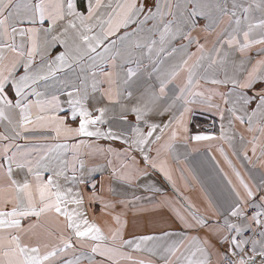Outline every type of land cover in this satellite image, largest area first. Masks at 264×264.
Here are the masks:
<instances>
[{"label": "snow or ice", "instance_id": "obj_1", "mask_svg": "<svg viewBox=\"0 0 264 264\" xmlns=\"http://www.w3.org/2000/svg\"><path fill=\"white\" fill-rule=\"evenodd\" d=\"M81 7L86 8V13L78 10V6L73 0H40V3L30 4L24 0H0V36L11 40L0 49V122L7 121V125L11 128L13 135L0 134V140L9 141L0 147V159L6 164H0V171L7 177L8 183L0 184V264H80L82 259L89 261V264H97L94 259L95 255L105 257L112 264H119L121 259L132 260L133 258L123 252L121 249L124 246L134 247L136 250H144L156 254L158 247H163V252L166 255L162 256L165 264H211V255L213 252L220 257L218 264H264V177L261 182L254 186H249L240 173L228 161L232 167L240 185L243 188V194L232 185L231 180L227 183L232 185L230 195H234V199L229 200L224 198L222 203L213 206L209 202V207L212 209L216 219L209 221L203 215L192 210V205H188L191 220L181 216V223L185 228H208L209 235L203 239L200 237H184L178 241H173L166 247L158 245L155 242L164 240L179 233L165 232L163 236L144 235L132 239H123V227L120 215L114 216L117 227H109L108 235L95 223L87 219L86 213L82 210L84 198L79 192H74L73 188L62 187L58 180L53 176H48L43 179L40 168L41 161L33 162L24 154L19 152L20 145L15 144L17 139H49L48 136H25L24 132L29 131V125L44 129H50L54 133L56 139L60 137H95L107 140H120L124 145L123 154H128L135 149L139 151L143 157L144 164L151 166L153 169H159L161 173L172 181L170 170L166 166V162L158 160L161 155V149L172 151L174 143L179 139L195 140V141H211L220 139L232 147L233 135L226 132L223 124H221L219 137L214 134H197L187 136L189 129L185 121V113L189 111L184 108V111L179 116H172L167 124L161 127L158 124L149 122V115L157 108L159 97L152 92L141 93L136 99V102L129 107L126 104H120L121 114L120 121L127 125V129L114 131L109 127L106 131L101 130L99 125L107 123L105 114L109 109L105 107L98 108L99 115H93L82 102L81 99H70L71 120L77 121L78 126L72 127L65 123L67 117L56 115H42L40 113L56 110L53 105L56 102V97L51 101H42L39 97L42 95L38 92L37 86L41 81H48L50 78H56L57 74L62 70L72 68L73 65L82 66L85 58L88 60H103L107 57L113 62L116 56L122 54L118 51L116 56H111L109 53L117 45V40H111L105 44L110 36L116 34L120 28H128L135 24L136 28L131 32L126 31L122 36L118 37L121 44L124 41H131L130 47L125 50L123 56L125 59H131L136 50L147 49L148 53H152L153 49L159 45L158 51H165V45L177 36L178 33L191 42L190 33H182L177 25L176 14L173 12L174 7H178L164 0L161 4L160 0H154L149 5L148 0H143L137 4L135 0L132 2L117 4L113 7L111 3H104V0H87L86 4H81ZM212 7L209 4H198L192 8L188 16V20L198 15H205L204 9ZM222 12L223 15H228L227 8H221L220 5L215 6ZM235 8L236 5L234 4ZM257 7L264 8V0ZM155 9V11H153ZM199 9V11H198ZM245 13L250 11L249 8H244ZM39 16L41 23L47 18L51 22L52 27L44 29L43 42L40 40V30L37 28L18 29L16 24L28 20L35 22L36 16ZM171 16L173 19H166ZM232 17L236 16L233 11ZM247 19V17H245ZM220 18L212 21L213 24H218ZM152 21V27L147 28L148 22ZM194 24L195 22L192 21ZM174 25H177L174 27ZM236 27L230 32L227 29L218 33L216 41L212 49L205 52L204 45L198 44V52L200 56L197 62L188 69L187 83L180 89L178 100L186 99L185 93L188 95H203V93H192L194 69L202 66L201 62L208 61V69H225L229 63V57L235 52L241 54V59L236 67L240 71H246L244 66L246 63V53L254 45H264V20L258 25L248 24L247 30L241 27V19L235 20ZM259 27L262 32L259 39L253 35V29ZM98 29L97 31H93ZM19 32L21 37L27 36L29 47H25L24 43L16 44L15 36ZM141 33H146L141 36ZM242 33L243 39H240ZM158 35V40L155 38ZM61 45L64 47L63 52L55 56H51L49 50ZM103 46V51L97 49ZM183 47V46H182ZM227 48V50H225ZM5 51L11 53L10 56L5 55ZM172 52L177 49L173 48ZM264 52V49L261 50ZM95 54V55H93ZM142 54V52H141ZM39 56L40 62L36 65V57ZM185 65L187 61L184 62ZM235 64V61H232ZM23 68L22 73L18 70ZM208 69H205L207 71ZM178 73L171 72L168 75L169 79H174ZM109 77L112 73H107ZM135 75L132 69H128V76ZM164 80H161L160 92H164ZM258 82H264V60H258L251 67L250 71H246V75L240 78L236 73L228 76L225 72V79H213L214 84H232V90L228 96H235L232 100V106L227 109L231 116L240 122L247 123L248 131H255L254 119L260 117L261 123L257 126L261 135H264V87L256 88ZM127 83V80H125ZM95 88V85H93ZM250 90L252 92L249 95ZM77 91H79L77 89ZM110 101L120 103L122 92L119 89L115 91L109 90L107 93ZM222 96L224 94H221ZM30 96H36L35 101L30 100ZM72 96V93H69ZM128 97H132V93H128ZM256 101V107L248 112V106ZM225 104L229 103L228 99L224 100ZM37 108L38 114L33 119V108ZM218 108L219 106L216 105ZM18 110L19 119H15V113ZM131 112L135 115V123L128 120L127 113ZM241 113V114H238ZM221 120L224 119L223 112L220 114ZM231 124V121H229ZM143 124V127L141 126ZM147 128V131H144ZM160 129V135H156L153 139V134L157 129ZM166 129H170L168 140L165 141L159 148L156 149V158L149 155L152 151V144L159 142L164 135ZM7 131V129H6ZM130 133V134H129ZM243 143L244 137H240ZM84 140L74 145L56 143L48 145L49 151L54 149L79 148L85 144ZM253 155L257 149V138L253 137L252 141ZM16 147L18 151H11ZM261 154L264 155V145H261ZM98 151L120 155L112 147L106 150L98 148ZM223 154V149H220ZM19 156V158H18ZM245 159L247 157L245 152ZM133 163L131 166L124 165L121 170L113 169L112 175L116 180L122 182L127 187H132L134 182H138L141 177L148 175L146 168L141 169L135 160L131 157ZM227 160V157L225 156ZM110 163V162H109ZM13 164L17 169L27 168L28 173L34 177V181L24 179L19 182L13 179ZM83 168V162H81ZM222 171V170H221ZM64 175L63 170L55 171L54 176L60 177ZM225 178L227 174L225 173ZM67 179V177H65ZM76 179L75 176L72 178ZM81 183H87L86 180H81ZM146 192L159 193L160 189L154 185L144 184L138 185ZM173 186L174 182H173ZM92 195L90 200L101 199L97 197L95 183L91 184ZM113 195H117L114 189H109ZM258 197V198H257ZM135 199H142L135 197ZM153 207L159 208L167 203L157 202L154 196L146 197ZM103 209L115 208V203L105 202L101 200ZM121 204L126 201L119 200ZM75 205L69 208L68 205ZM11 205L9 209L7 206ZM250 213V214H249ZM63 217V225L57 231H52L41 223L42 218ZM32 218H35L32 221ZM222 219V222H221ZM30 221L27 226H24L23 221ZM185 240L188 244L185 245ZM215 240L220 248L213 244ZM148 242H153L152 247H147ZM190 255L184 256L181 253V247H184ZM87 249V251H84ZM71 253L72 258H66ZM79 253V254H77ZM177 253H180L178 256ZM199 254V256L197 255ZM172 257H175L173 261ZM183 257V260H182ZM133 264H152L151 261L135 260Z\"/></svg>", "mask_w": 264, "mask_h": 264}, {"label": "crops", "instance_id": "obj_2", "mask_svg": "<svg viewBox=\"0 0 264 264\" xmlns=\"http://www.w3.org/2000/svg\"><path fill=\"white\" fill-rule=\"evenodd\" d=\"M24 2L34 5L40 3V0H24ZM73 2L77 4L79 11L87 14L86 8L81 7V4H86L87 0H73ZM128 2H132V0H104V3H111L113 7H116L117 4ZM142 2L143 0H135L137 4ZM153 2L154 0H148L149 5ZM160 2L163 4L164 0H160ZM168 2L178 6L173 8V12L176 14L177 25L180 27L182 33H190L191 42L178 33L169 44L165 45V51H158L159 45L150 54L147 49L136 50L129 60L124 58L123 53L130 47L131 41L126 40L121 44L118 37L122 36L126 31L131 32L136 28V25L132 24L128 28H120L115 35L110 36L105 41V44H107L111 40H117L116 47L112 49L109 55L116 56L118 51L122 55L116 56L114 62L107 57L103 60L97 59L95 61L85 58L82 66L73 65L72 68H66L59 72L56 78L40 82L36 89L42 93L39 97L40 100L51 101L53 97H56V102L53 105L56 110L40 114L67 117L65 123L72 127H77L78 120L73 121L70 118L72 105L69 104V100L81 99L84 106L93 115H99L98 108L105 107L109 109L105 114L107 123L99 125L101 130L106 131L111 127L114 131H120L121 129H127V125L119 119L121 114L120 104H126L131 107L141 93L152 92L159 97L157 101L159 111H155L149 115L150 123L163 127L172 116H179L186 107L189 109L185 113V121L189 129L186 134L187 136L191 137L203 133L214 134L219 137L221 124H223L225 131L233 135L232 147L220 139L211 141L177 140L174 143L172 151L161 149V155L157 158L166 162V166L172 176V181H169L158 168L153 169L151 166H146L139 151L133 149L128 154H123V149L127 145H124L120 140L97 139L95 137H60L56 139L50 129L33 127L32 125L28 126L29 131L24 132L23 135L35 137L48 136L49 139L15 140V144L21 146L19 152L33 162V167H35L37 160L44 157L40 168L43 179L46 180L48 176H53L62 187H71L74 192H79L83 196L84 205L82 210L86 213L87 219L90 222H95L105 235L109 234V227H117L113 217L120 215L122 223L126 222L123 227V239L126 240H134L144 235L163 236L165 232L180 234L155 242L164 247L184 237H200L203 239L209 235L208 228L189 229L185 228L181 223V216L187 220H191L188 209L189 204L193 206V211L205 216L211 222L216 217L209 207L210 201L215 206L222 203L225 197L229 200L234 199V195H230L232 185L243 194V188L232 167L229 166L228 161H231V164L240 173L243 180L249 186H252L253 190H255L254 186L259 184L262 177H264V155L261 154L260 147L264 145V135H261L257 127L261 123L259 114L254 119L253 126L256 130L252 132L248 131L247 123L240 124L227 111L232 106V100L235 99V96L227 95L233 88L232 84L212 83L213 79H225V72H227L228 76L236 73L240 78H243L246 75V71H250L251 67L258 60H264V52L261 51L264 49V45L254 44L247 51L244 66L246 71H240L236 67L242 58L238 51L229 57V63L225 66V69H208V61H202V66L194 69L191 92L203 93V95H188L185 93L186 99L189 101L187 103L185 100L176 99L180 95V89L187 83L188 69L197 62L200 56L197 50L198 45H196L198 37H201V44L204 45L205 52H208V50L212 49L218 33L224 29L230 32L236 27L235 20L237 18L241 19V27L244 30H247L248 24L258 25L264 20V8L257 7V5L261 4V0H168ZM205 3L212 7L204 9L205 15L193 17L192 21L195 22L193 24L192 21L188 20L192 8L195 5ZM234 4L236 5L235 8L233 7ZM216 5H220L221 8H227L228 15H223L215 7ZM249 6L250 11L245 13L243 9L249 8ZM233 11L236 13L235 17L231 16ZM218 17L220 18L219 23L213 24L212 21ZM166 19H173V17L168 16ZM152 23V21H149L147 28H151ZM177 25H174V27ZM16 27L18 29H39L40 40L43 42L44 29L50 28L52 25L47 18L41 23L37 15L35 22L24 20L23 22H18ZM97 30L94 29L93 31ZM261 32L262 30L259 27L253 29V35L256 39L260 38ZM145 34L141 33L140 35L143 36ZM155 38L158 40V35ZM240 39H243L242 33ZM179 41L183 42L179 43ZM15 42L18 45L24 43L25 47L30 46L27 36L21 37L19 32L15 36ZM8 43H11V40L0 36V49H3ZM173 48L177 49V51L172 52ZM64 50L63 46L57 45L50 49L49 52L51 56H55ZM97 51H103V46L97 49ZM4 54L7 56L11 55L7 51ZM185 61H187L186 65ZM232 61H235V64ZM39 62L40 58L37 56L36 65ZM128 69H132L135 75L129 77ZM205 69L208 70L205 71ZM173 71H176L178 74L174 79H169L168 75ZM22 72L23 68H20L18 73ZM107 73H112V76L109 77ZM125 80H127V83H125ZM161 80L165 81L164 92L162 94L160 92ZM93 85H95V88ZM255 87L257 89L264 87V82H258ZM110 89L113 91L119 89L122 92V96L119 98L120 103L110 101L107 95ZM246 91L249 92V95L252 94L250 90ZM129 92L132 93L131 98L128 97ZM69 93H72V96H69ZM221 94L224 95L222 96ZM29 99L35 101L37 97L30 96ZM225 99L229 100L228 104H225ZM216 105L219 107L217 108ZM255 107L256 101H253L248 106L249 114ZM38 111L37 108H33V119L38 114ZM221 112H223V120H221ZM127 116L128 120L134 124L135 115L128 112ZM15 119H19L18 110L15 113ZM229 121H231V124ZM141 126L143 127V124ZM144 131L146 132L147 128H144ZM170 131V129H166L163 138L156 144L151 145L152 151L149 153L151 157L156 158V149L168 140ZM0 134L13 135L10 126L7 125V121L0 122ZM156 135H160L159 128L154 132L153 139ZM241 136L244 137L243 143L240 140ZM253 137L257 138L258 145L255 155L252 152V144L249 143V141L253 140ZM80 140H84L86 143L79 148L69 146L49 151L47 147L56 143L74 145L79 143ZM7 143L9 141L0 140V147ZM108 147H112L121 154L114 155L107 151H98V148L106 150ZM221 148L223 149V154L220 151ZM11 151L18 150L16 147H13ZM245 152L247 153V157L250 158L251 163L248 159L244 158ZM133 156L141 169L146 168L148 175L141 177L138 182H134L132 187H127L122 182L116 180L112 173L113 169L119 171L124 165L131 166L133 163L131 157ZM81 162H83V168L81 167ZM0 164H4V168H7V164L2 159H0ZM60 170H63L64 175L55 177L54 172ZM225 173L227 174V178H225ZM73 176L76 177L75 180L72 179ZM13 179L19 182H23L24 179L34 181L33 175L28 173L27 168L22 170L17 169L15 164H13ZM81 180H86L87 183H81ZM228 180H231L232 185L227 183ZM173 182L175 186H173ZM7 183V177L0 171V184L6 185ZM92 183H95L96 195L101 199H89L92 195ZM144 184L154 185L160 189V192L155 194L146 192L142 187L138 186ZM110 188L114 189L117 195H113L109 191ZM149 196H154V200L157 202L166 201L167 203L163 207H153V204L145 199ZM135 197H141L142 199L137 200ZM101 200L115 203V208H106L102 211L103 204ZM119 200H124L126 203L121 204L118 202ZM7 207L10 209L11 205ZM68 207L73 208L75 205L69 204ZM63 219V217L56 218L52 216L42 218L41 223L46 228L55 232L58 228L62 227ZM34 220L35 218H32V221ZM29 222L25 220L22 223L24 226H27ZM187 244L188 241L185 240V245ZM213 244L223 251V248L215 240H213ZM152 246L153 242H148L147 247ZM121 250L129 254L133 259H121L119 264H133L135 260L151 261L152 264H165L162 258V256L166 255L163 252V247H158L156 254L148 252L144 248L136 250L134 247L128 246H124ZM192 250H194V246L188 251L184 247H181L180 252L184 253V256H188ZM84 251H87V249ZM177 255L179 256L180 253H177ZM197 255L199 256V254ZM66 258L71 259V253ZM94 259L97 261V264H112L111 261L99 255H95ZM172 259L175 261V257H172ZM219 260L220 257L213 252L211 264H218ZM80 264H89V261L82 259Z\"/></svg>", "mask_w": 264, "mask_h": 264}, {"label": "rangeland", "instance_id": "obj_3", "mask_svg": "<svg viewBox=\"0 0 264 264\" xmlns=\"http://www.w3.org/2000/svg\"><path fill=\"white\" fill-rule=\"evenodd\" d=\"M197 41H199V44H201V37H198V40ZM197 41H196V45H198L197 44ZM183 41H179V43H182Z\"/></svg>", "mask_w": 264, "mask_h": 264}, {"label": "built area", "instance_id": "obj_4", "mask_svg": "<svg viewBox=\"0 0 264 264\" xmlns=\"http://www.w3.org/2000/svg\"><path fill=\"white\" fill-rule=\"evenodd\" d=\"M250 214V213H249Z\"/></svg>", "mask_w": 264, "mask_h": 264}]
</instances>
